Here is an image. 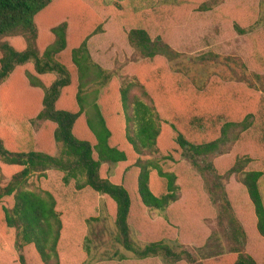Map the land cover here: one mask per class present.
<instances>
[{"label": "trees", "instance_id": "1", "mask_svg": "<svg viewBox=\"0 0 264 264\" xmlns=\"http://www.w3.org/2000/svg\"><path fill=\"white\" fill-rule=\"evenodd\" d=\"M62 1L0 0V86L26 67L30 85L44 92L36 119L55 125L53 137L59 146L57 153L39 148L34 119L16 110L5 112L6 103L0 97V127L6 129L5 135L0 134V162L12 170L7 183L0 171V234L5 236L0 248H14L20 264H31L26 250L32 252V264H78L77 221L89 211L87 197L93 194L105 198L114 217L116 241L137 259L162 258L168 264H264V169L251 153L226 164L211 160L252 136L264 153V93L209 92L201 86L191 91L184 76L164 65H151L143 79L134 77L114 85V73L93 61L89 39L96 32L71 45V24L53 20ZM127 1L133 13L157 18L165 10L195 5L197 11H208L213 6L212 0L198 4ZM106 2L123 6L117 0ZM228 17L238 34L250 35L254 64L264 68V0L256 7L235 8ZM128 40L140 56L157 59V64L162 58L174 61L182 56L167 39L152 36L142 26L130 29ZM67 51L78 72L77 85L71 68L60 59ZM240 66L241 73L234 70L235 78L264 92V83L261 88L255 85L247 77L248 67ZM255 76L261 82L260 73ZM91 78L100 79L102 87L97 107L105 130L103 141L86 112V86ZM135 88L150 100L152 117L158 121L147 139L142 137L148 134L145 111L150 107L139 98L132 100ZM180 162L200 172L218 207L216 215L229 248L219 259L198 258L167 237L151 234L141 213L144 208L168 212L179 200L178 175L166 164ZM52 171L62 176L43 181ZM232 177L244 188V206L226 185ZM93 219L97 217H89ZM252 225L255 233L247 230Z\"/></svg>", "mask_w": 264, "mask_h": 264}, {"label": "rangeland", "instance_id": "2", "mask_svg": "<svg viewBox=\"0 0 264 264\" xmlns=\"http://www.w3.org/2000/svg\"><path fill=\"white\" fill-rule=\"evenodd\" d=\"M117 1L123 5L121 8L107 4L106 0H63L53 17L54 21L66 20L71 24L69 31L71 45L80 43L85 35L96 32L89 39L93 61L104 70L114 73V85L130 82L134 77L143 79L151 65L154 67L164 65L163 67L169 71L184 76L191 91H197L201 86L202 90L209 92L248 89L251 92L264 93L262 90L256 91L255 86L251 87L253 89L249 88L248 83L239 81L234 76L235 71L241 73L240 65L245 64L248 67L247 71L245 70L247 77L258 87H263L261 83H264V68L254 64L250 35L238 34L228 17L233 9L256 7L262 0H212V9L208 11H197L195 5H191L171 11L165 10L158 18V15L135 14L127 0ZM190 1L198 4L206 0ZM136 26L147 28L154 37L163 36L182 56L174 61L162 58L161 64L156 63L159 61L157 59L143 58L128 40V31ZM60 59L71 68L73 82L77 85L78 72L72 65L69 51L62 53ZM257 73H260L261 82L255 76ZM101 89L100 79H89L85 102L91 125L99 139L103 141L105 130L100 124L97 107ZM43 93L42 89L30 85L26 67L19 68L0 86V97L6 103L4 111L16 110L32 117L39 148L57 153L59 146L53 137L55 125L36 119L42 108ZM131 96L132 100L139 98L151 108L145 111L148 134L143 137L141 135L143 139H147L149 133L158 125L157 119L152 117L155 111L150 100L140 89H133ZM0 134L5 135L6 129L0 127ZM251 138L232 144L223 155L211 160L226 164L233 162L238 155L251 153L257 156L256 165L264 169V153L259 152L263 147ZM146 153L158 158L154 151L147 150ZM166 167L178 175V183L181 185L180 198L168 212L142 209V215L147 217L150 224L151 234L167 237L173 245L191 251L198 258L206 257L213 260L223 257L229 249L228 243L216 215L218 207L212 202L204 177H201L196 168L185 162L167 163ZM0 171L4 175V183H7L12 175L11 168L0 162ZM60 176H62L60 173L52 171L48 178L42 180L54 181ZM226 185L231 196L239 200L240 205H246L244 188L236 177H232ZM87 200L90 209L77 221L81 233V242L77 247V252L81 256L76 259L78 264H168L162 258L137 259L123 248L115 239L117 230L114 217L106 206L105 198L92 194ZM93 216L97 219L89 220V217ZM247 230L255 233L253 225L247 226ZM137 233L141 235L140 231ZM3 237L5 238L0 234V245L4 243ZM25 252L32 264L34 262L32 252L30 250ZM18 253L14 248H0V264H20Z\"/></svg>", "mask_w": 264, "mask_h": 264}]
</instances>
